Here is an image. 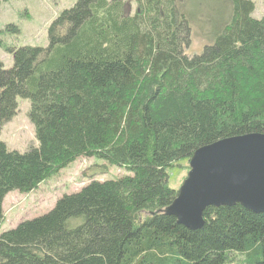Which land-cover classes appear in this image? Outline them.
Listing matches in <instances>:
<instances>
[{"label":"trees","instance_id":"trees-1","mask_svg":"<svg viewBox=\"0 0 264 264\" xmlns=\"http://www.w3.org/2000/svg\"><path fill=\"white\" fill-rule=\"evenodd\" d=\"M184 1L136 0L130 14L124 0H76L48 26L45 47L7 49L0 130L16 98L27 99L37 145L18 152L0 141V223L9 192L34 190L76 158L130 174L91 177L0 232V264H233L236 254L238 264H264V213L209 206L197 230L167 213L174 162L223 138L264 134V16H251V0H209L223 22L188 56Z\"/></svg>","mask_w":264,"mask_h":264},{"label":"rangeland","instance_id":"rangeland-1","mask_svg":"<svg viewBox=\"0 0 264 264\" xmlns=\"http://www.w3.org/2000/svg\"><path fill=\"white\" fill-rule=\"evenodd\" d=\"M254 10L251 16L260 19L264 16V0H251ZM76 0H7L0 2V61L4 68L12 66V55L9 48L25 45L45 47L47 45V29L56 16L64 9L70 8ZM125 12L134 13L136 0H124ZM180 7L191 20L190 44L185 54L193 56L201 53L203 46L212 38L211 30L223 22L224 11L220 4L209 0H187ZM207 32V34H206ZM16 112L6 121L0 130V141L8 150L24 152L29 146H36L33 127L28 120L29 101L16 98ZM102 159L96 157H79L50 174L38 186L28 192H9L3 199V220L0 232L14 228L18 222L32 219L47 213L63 194H70L80 189L92 177L98 180H114L129 175L124 168L108 165L105 173L99 167L104 165ZM188 159L182 158L166 169L168 186L178 190L188 172ZM238 255L233 264H238ZM228 264V263H226ZM247 264V263H246Z\"/></svg>","mask_w":264,"mask_h":264},{"label":"water","instance_id":"water-1","mask_svg":"<svg viewBox=\"0 0 264 264\" xmlns=\"http://www.w3.org/2000/svg\"><path fill=\"white\" fill-rule=\"evenodd\" d=\"M188 172L167 207L187 229H201L209 207L239 204L264 213V134L248 133L199 147L188 159Z\"/></svg>","mask_w":264,"mask_h":264}]
</instances>
